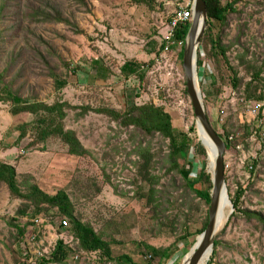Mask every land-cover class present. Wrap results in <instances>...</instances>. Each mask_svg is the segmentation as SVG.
Segmentation results:
<instances>
[{
  "label": "rangeland",
  "instance_id": "obj_1",
  "mask_svg": "<svg viewBox=\"0 0 264 264\" xmlns=\"http://www.w3.org/2000/svg\"><path fill=\"white\" fill-rule=\"evenodd\" d=\"M189 1L85 0L79 4L74 0H22L20 12L17 0L5 9L0 0L4 39L0 73L22 98L48 104L63 101L123 113L134 105L153 103L170 113L176 130L190 133L196 119L186 91L182 47L161 50L170 20ZM48 3L76 23L83 34L65 23L27 17L31 8H45ZM213 26L212 33L220 35L241 83L234 87L229 66L220 52L214 56L206 29L198 51L205 64L198 66L199 87L218 133L235 136L232 149L225 154L229 193L236 197L238 189L245 192L238 208L231 200L232 214L216 238L208 264H264V224L250 216L258 213L264 217V107L253 116L242 103L255 71L262 68L264 78V0L240 1L224 23ZM244 55L243 63L239 57ZM129 61L138 63V73L122 72ZM56 79L67 85L58 88ZM11 109L10 102L0 100V163L13 165L20 183L35 184L50 195L66 191L76 215L112 242L113 259L128 255L139 264L183 263L200 235L210 205L181 175L169 172L168 148L159 137L153 144L155 174L162 177L158 186L162 205L154 209L146 196L149 186L139 184L138 157L132 153L140 142L150 140L141 131L133 137L131 129H122L107 115L91 112L81 117V110L68 111L66 128L75 130L92 153L76 157L58 138L31 146L36 137L30 128L20 139L19 126L31 123L35 116L13 115ZM190 136L195 145L201 143L198 132ZM187 163L195 165L191 179L203 169L209 172L208 153L196 155L191 149L188 161H180L182 166ZM23 203L0 183V264H116L101 252L80 251L72 223L69 221L67 229L60 228V222L67 219L58 208L38 213L31 206L20 216ZM16 225L25 229L24 235H19ZM62 241L70 254L64 263L53 262V253ZM147 245L169 248L171 253L162 261L152 259Z\"/></svg>",
  "mask_w": 264,
  "mask_h": 264
},
{
  "label": "trees",
  "instance_id": "obj_2",
  "mask_svg": "<svg viewBox=\"0 0 264 264\" xmlns=\"http://www.w3.org/2000/svg\"><path fill=\"white\" fill-rule=\"evenodd\" d=\"M2 8L5 9L12 0H1ZM19 3L20 12L21 1ZM79 4H85V0H74ZM136 3H148L149 0H133ZM208 10V28L206 38L211 43L212 52L217 57V52H220L225 62L229 66L231 73V80L235 88H238L241 83L239 78V71L231 66L228 57L226 55V48L222 45L220 35H214L212 29L214 24L224 23L230 12L236 10V5L242 0H205ZM31 8V7H30ZM46 8V9H45ZM44 7L35 9L31 8V13L27 14V17L31 18L36 22H57L65 23L76 27V31L79 34H83L80 28H77V24L73 23L69 19L65 18L60 10L49 3ZM47 8L49 10H47ZM24 14V11L23 13ZM2 19V10L0 11V20ZM171 21V20H170ZM21 26V23L18 25ZM191 23L182 25L176 33L177 42H184L189 32ZM3 36L0 31V48L3 42ZM166 42H164L161 50H164ZM198 66L201 67L204 64L201 55L199 53ZM184 47L180 52V58L183 61ZM242 62L246 61L245 55L239 57ZM141 69V68H140ZM139 65L136 62H126L122 67V72L125 75L136 74L139 72ZM263 69L260 68L255 71L251 81L246 84L245 99L256 100L264 102V90L263 87ZM58 88H64L67 85L66 81L56 79ZM187 91V89H186ZM0 100L4 102H10L12 105L11 113L13 115L30 114L35 116L34 121L28 124L19 126L20 139L27 136V133L32 130L35 137L31 143V146L38 144L39 142H45L50 138H58L68 147V151L71 155L76 157H88L91 156V151L87 149L81 142L78 133L73 129L66 128L65 120L68 117V111L81 110L79 116L85 117L89 113L104 114L111 118L112 121L119 124L122 129H131L132 136L136 132L141 131L145 137L150 138L147 144L140 142L132 150V153L137 155L138 160L135 162V168L139 177V184H147L149 186V194L146 195L148 202L152 203L154 209H159L162 205L158 196L160 190L158 186L161 184L162 177L155 174L157 169V153L154 149L153 139L159 137L161 144H166L168 152L166 155V162L170 173L177 172L186 181L190 189H192L198 197L202 198L208 205L211 203L210 190L212 188L211 174L207 170L200 171L196 179H191V175L194 172L195 165L187 163L184 166L180 164L181 160L188 161L189 152L192 149L196 152V155H207L206 148L201 143H196L195 140L190 136L191 134H197V127L194 124L190 133L185 131H178L173 125V118L164 107L156 106L153 103L144 105H134L126 112H120L110 108H94L90 105L86 106H74L69 102L58 101L54 104H48L41 101H33L30 98H22L19 93L13 90L12 84L6 82L5 74L0 73ZM208 115V114H207ZM209 117V116H208ZM210 120V118H209ZM30 128V130H29ZM230 134V133H229ZM229 134L219 135L227 143V151L232 149L231 143L229 142ZM0 183L6 184L10 193L19 199L24 200L22 207L18 214L24 216L27 214L28 209L31 206L37 208V212L50 211L53 208H58V213L64 216L67 221L72 223V233L75 241L77 242L78 249L85 253L101 252L109 260H113L116 264H139L134 262L128 255H122L119 259H113L112 257V242L104 238L105 235L98 233L94 227L84 222L81 218L76 215L75 205L70 198V195L64 191H59L56 195H50L49 193L42 190L35 184L20 183L18 180V173L13 165L7 163H0ZM26 186V189L23 188ZM205 185L207 188L202 189ZM142 188V186H141ZM140 188V189H141ZM245 189H238L236 197H233L231 193L230 198L234 203V207L238 208L239 201L244 194ZM145 196V195H144ZM167 203H170L167 200ZM46 206H48L46 208ZM250 216H254L261 223L264 224V217L258 213H251ZM209 223V216H207L203 228L199 234L203 233ZM19 235H24L25 229H22L16 225ZM60 228L62 229L61 223ZM67 229V228H66ZM148 253L152 259L160 258L164 260L171 251L169 248L160 249L151 245H147ZM70 249L62 241L57 246L56 251L53 253L52 261L56 263H64L69 254ZM43 262L45 260L43 259Z\"/></svg>",
  "mask_w": 264,
  "mask_h": 264
},
{
  "label": "water",
  "instance_id": "obj_3",
  "mask_svg": "<svg viewBox=\"0 0 264 264\" xmlns=\"http://www.w3.org/2000/svg\"><path fill=\"white\" fill-rule=\"evenodd\" d=\"M207 24L208 10L206 1L194 0L193 18L184 45L183 69L186 77L187 94L194 110L198 136L200 131L206 134L210 144L215 148L216 157L214 167L209 169L208 172L211 174L212 181V188L210 190L211 203L208 211L209 223L205 231L197 237L194 247L185 256L182 264H201L207 253L210 250L214 251L215 241L220 232L217 231V226L222 204L227 200L232 206L226 181L225 154L228 146L209 120L203 102V94L199 87L198 51L206 32ZM199 139L208 153L205 142L200 136Z\"/></svg>",
  "mask_w": 264,
  "mask_h": 264
},
{
  "label": "built area",
  "instance_id": "obj_4",
  "mask_svg": "<svg viewBox=\"0 0 264 264\" xmlns=\"http://www.w3.org/2000/svg\"><path fill=\"white\" fill-rule=\"evenodd\" d=\"M193 3H194V0H190L186 8H181L177 10L175 14L173 15L168 25V32H167V36L165 39V42H166V45L164 48L165 52H168L170 49L176 48L178 46H181L182 48L184 47L185 45L184 42H181V41L177 42L176 33H177V30L182 25L191 23L192 18H193ZM242 103L245 104L246 111L253 116L258 115L264 107L263 101H251V100L246 101L245 99H242ZM234 137H235L234 135H231L229 137L230 143H231V140L234 139ZM250 168L253 169L252 166ZM34 222L39 223V220H35ZM60 223H61L62 229H66L69 226V222L67 220H62Z\"/></svg>",
  "mask_w": 264,
  "mask_h": 264
},
{
  "label": "bare ground",
  "instance_id": "obj_5",
  "mask_svg": "<svg viewBox=\"0 0 264 264\" xmlns=\"http://www.w3.org/2000/svg\"><path fill=\"white\" fill-rule=\"evenodd\" d=\"M199 136L201 139L205 142L207 149H208V155H209V169H212L215 164V157H216V151L215 148L212 144H210L206 134L203 131L199 132ZM232 213V206L229 203V201H225L222 204L220 215H219V222L217 226V231H221L225 226L227 225L228 218ZM213 250H210L205 258L203 259L201 264H208L210 259L212 258L213 255Z\"/></svg>",
  "mask_w": 264,
  "mask_h": 264
}]
</instances>
